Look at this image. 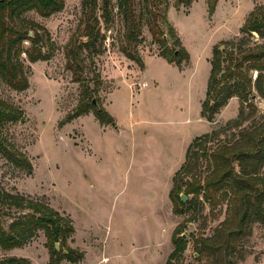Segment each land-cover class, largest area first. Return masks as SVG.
<instances>
[{
    "label": "rangeland",
    "instance_id": "374dc122",
    "mask_svg": "<svg viewBox=\"0 0 264 264\" xmlns=\"http://www.w3.org/2000/svg\"><path fill=\"white\" fill-rule=\"evenodd\" d=\"M83 1L64 0L63 10L48 18L35 12L24 15L48 31L53 55L48 61L23 63L29 82L23 92L13 91L0 80V100L21 113L19 121L0 129L1 136L32 165V173L27 175L0 155V190L38 200L67 215L74 225L73 237L78 230L67 245L86 255L84 264H165L177 228L178 236H185L186 248L172 264H217V255L198 250L227 222L229 203L219 193L212 207L201 195L197 209L191 212L194 215H175L168 194L172 177L185 157L174 169L169 150L179 147L182 153L189 140L237 117V98L230 99L212 123L200 115L211 49L221 41L238 38L247 15L264 5V0H219L210 17L205 0L179 8L174 7V0H160L169 4L167 20L189 59L180 68L155 59L162 49L144 25L139 42L127 49L146 60L154 77L150 84L143 80L144 70L121 51L126 46L124 22L117 0H112L111 22L105 26L100 19L104 52L84 62L85 73L99 78L91 100L120 125L105 126V134L92 110L67 120L80 100L79 85L72 81L65 64L70 41L79 38L83 27ZM140 9L136 7V12ZM96 14L99 17L101 12L96 10ZM160 27L167 32L165 26ZM163 38L167 39V34ZM262 42L253 35L249 46ZM168 45L174 48V41L169 40ZM251 77L255 79V71ZM94 85L95 81L89 83L90 88ZM146 86L151 89H144ZM253 93L244 105L246 121L208 143L209 152L224 145L241 150L247 131H264V98ZM240 165L233 160L236 173ZM199 171L202 180L210 172L204 159L199 161ZM258 174L264 182V164ZM249 230L248 236L233 240L228 249L233 264H264V226L254 223ZM45 242L39 232L19 249H0V260L23 257L30 264H47Z\"/></svg>",
    "mask_w": 264,
    "mask_h": 264
},
{
    "label": "trees",
    "instance_id": "16d2710c",
    "mask_svg": "<svg viewBox=\"0 0 264 264\" xmlns=\"http://www.w3.org/2000/svg\"><path fill=\"white\" fill-rule=\"evenodd\" d=\"M112 0H84L83 19L80 36L71 40L66 51L65 68L72 75V81L80 88V100L75 112L67 120L84 116L92 110L95 119L103 126H115V121L107 111L93 104L91 99L97 92L98 76L89 77L85 73L84 62L92 56L104 52L105 34H101L100 19L103 25L111 22ZM194 0H174V7H188ZM219 0H205L207 14L212 16ZM141 6L136 12V7ZM162 7V9H161ZM169 4L160 0H117L116 8L124 22L123 55L133 61L140 69L144 68L138 54H131L128 46L139 42L141 30L147 26L152 39L162 49L158 56L168 64L180 68L182 62L189 59L188 53L181 46L173 27L167 20ZM64 8V0H0V80L15 92L28 89L29 82L23 63L34 64L48 61L52 57L48 31L39 24L24 18L29 12L48 18ZM96 10L101 12L100 16ZM165 26V33L160 27ZM32 34L31 36L29 34ZM167 34V39L163 35ZM240 36L234 40L221 41L211 49L210 71L205 97L201 103L200 115L212 123L215 116L228 101L237 98L238 115L228 120L224 126L209 133L195 137L186 150L185 161L172 177V188L168 197L175 215L191 213L198 207L199 196L215 207L214 197L227 199V222L219 229V234L210 237L199 253L207 251L217 255V264H233L230 260V245L233 240L248 236L250 225L259 223L264 226V182L258 171L264 164V131L248 132L247 141L241 150L224 145L209 152L206 145L233 128L240 127L245 121L244 105L255 96L253 91L264 98V5L256 6L245 18L239 30ZM257 35L262 44L250 47V38ZM82 38H85L83 40ZM174 41V48L168 41ZM175 52L177 55L175 56ZM86 53V55H84ZM22 56L24 58H22ZM256 72L252 80L251 72ZM98 82H97V81ZM97 85L90 88L89 83ZM21 113L10 104L0 100V129L6 124L20 120ZM244 141V140H243ZM0 155L15 168L27 175L32 173V165L25 155L13 150L0 133ZM207 162L210 172L201 179L199 161ZM233 160L241 163L239 173L233 168ZM248 165V168L246 166ZM190 176V180H185ZM187 197L181 202L180 195ZM191 196V198H189ZM195 213H191L194 215ZM194 217V216H193ZM6 220H10L7 222ZM39 232H42L49 251L47 264L67 262L77 264L83 260V253L67 245L72 242L74 227L72 220L60 214L48 204L33 200L20 194H11L0 190V249L10 251L27 245ZM179 228L172 235V252L165 264L178 260L186 248ZM55 243L59 244L58 250ZM65 252V253H64ZM198 253V252H197ZM0 264H30L25 258L8 257Z\"/></svg>",
    "mask_w": 264,
    "mask_h": 264
},
{
    "label": "crops",
    "instance_id": "0c3cea01",
    "mask_svg": "<svg viewBox=\"0 0 264 264\" xmlns=\"http://www.w3.org/2000/svg\"><path fill=\"white\" fill-rule=\"evenodd\" d=\"M155 59H161V60H163L165 63H167L163 58H161V57H159V56H156V58ZM143 64H144V68H143V70H144V81H145V83L146 84H150V82H152V81H154V77L150 74V72H148V69H147V67H146V60H144L143 59ZM168 65H170L171 66V64H168ZM209 74V73H208ZM207 80V79H206ZM144 89H151V87L150 88H147V86L146 87H144ZM144 89H141V91H143ZM140 91V92H141ZM107 109H108V105L107 106H105ZM201 111V110H200ZM114 117V116H113ZM114 121H115V126L113 127V126H111L112 128H116V127H120V125L118 124V122H117V120H116V118L114 117ZM104 128L103 129H106V132H104L103 131V134H105V133H107L108 132V130H107V128L105 127V126H103ZM203 135V134H202ZM190 142H191V140H189L186 144H185V147H184V149L182 150V153H181V149H179V147H176V149L174 150V149H170L169 150V152H170V155L172 156L171 157V161L173 162L172 164H173V168L175 169L176 168V165H178V163L182 160V159H184V157H185V151H186V149H187V147H188V145L190 144ZM74 226V225H73ZM76 229V228H75ZM77 229H76V234H77ZM75 234V236L73 237L72 236V238H76L77 237V235ZM21 258H23V257H21ZM85 260H86V255H85V257H84V259L81 261V262H79V263H77V264H84V262H85Z\"/></svg>",
    "mask_w": 264,
    "mask_h": 264
},
{
    "label": "water",
    "instance_id": "95a60500",
    "mask_svg": "<svg viewBox=\"0 0 264 264\" xmlns=\"http://www.w3.org/2000/svg\"><path fill=\"white\" fill-rule=\"evenodd\" d=\"M30 35H31V33H30ZM176 55H177V52H175V56H176ZM92 103L95 105V101H94V100L92 101ZM180 200H181V202H186V201H187V197H186L185 195L181 194V195H180ZM182 238L184 239L185 236L183 235ZM54 246H55V249L58 250V248H59V244H58V243H55ZM64 253H65V252H64Z\"/></svg>",
    "mask_w": 264,
    "mask_h": 264
}]
</instances>
